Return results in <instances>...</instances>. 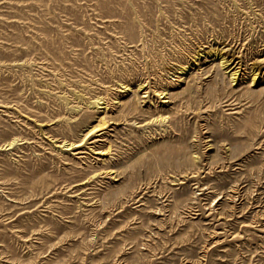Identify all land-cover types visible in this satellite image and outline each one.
<instances>
[{
  "label": "rangeland",
  "instance_id": "1",
  "mask_svg": "<svg viewBox=\"0 0 264 264\" xmlns=\"http://www.w3.org/2000/svg\"><path fill=\"white\" fill-rule=\"evenodd\" d=\"M0 264H264V0H0Z\"/></svg>",
  "mask_w": 264,
  "mask_h": 264
},
{
  "label": "bare ground",
  "instance_id": "2",
  "mask_svg": "<svg viewBox=\"0 0 264 264\" xmlns=\"http://www.w3.org/2000/svg\"><path fill=\"white\" fill-rule=\"evenodd\" d=\"M223 60V59H222ZM232 70V69H231ZM239 73V72H238ZM237 73H232L231 74V77H232V79H235V75H236ZM239 75V74H238ZM258 75V74H257ZM255 76V75H254ZM257 77V76H256ZM255 77V78H256ZM102 121V120H101ZM101 125H103V124H101ZM99 126V125H98ZM95 127V126H94ZM90 130H93V129H90Z\"/></svg>",
  "mask_w": 264,
  "mask_h": 264
}]
</instances>
